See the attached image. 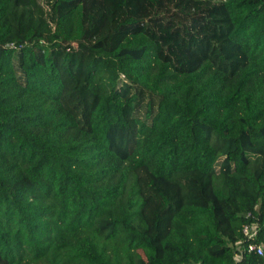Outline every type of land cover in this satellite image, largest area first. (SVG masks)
Masks as SVG:
<instances>
[{"label": "trees", "instance_id": "trees-1", "mask_svg": "<svg viewBox=\"0 0 264 264\" xmlns=\"http://www.w3.org/2000/svg\"><path fill=\"white\" fill-rule=\"evenodd\" d=\"M0 264H264V0H0Z\"/></svg>", "mask_w": 264, "mask_h": 264}, {"label": "rangeland", "instance_id": "rangeland-1", "mask_svg": "<svg viewBox=\"0 0 264 264\" xmlns=\"http://www.w3.org/2000/svg\"><path fill=\"white\" fill-rule=\"evenodd\" d=\"M105 7L107 17L103 29H101L100 35L92 43L100 42L107 47H112L119 39V34L116 32L114 7L109 2L105 3Z\"/></svg>", "mask_w": 264, "mask_h": 264}, {"label": "built area", "instance_id": "built-area-1", "mask_svg": "<svg viewBox=\"0 0 264 264\" xmlns=\"http://www.w3.org/2000/svg\"><path fill=\"white\" fill-rule=\"evenodd\" d=\"M257 231L258 228L253 225L246 224L242 227V245L239 249L240 251L235 254V258L240 259L241 254L244 250H246L247 252L253 251L257 254H262V247L253 241L257 235ZM244 243H246V245H243Z\"/></svg>", "mask_w": 264, "mask_h": 264}]
</instances>
